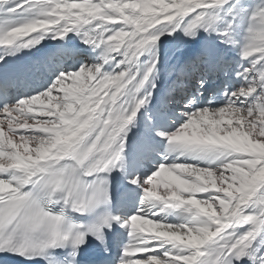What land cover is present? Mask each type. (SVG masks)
Instances as JSON below:
<instances>
[{
	"label": "snow or ice",
	"instance_id": "obj_1",
	"mask_svg": "<svg viewBox=\"0 0 264 264\" xmlns=\"http://www.w3.org/2000/svg\"><path fill=\"white\" fill-rule=\"evenodd\" d=\"M221 12L230 17L222 27ZM244 16L238 42L233 26ZM200 30L219 42L190 47ZM49 34H74L96 56L89 63L57 46L13 73L23 79L54 64L46 89L0 99V264H264V0H0V61ZM71 56L80 66L65 71ZM162 69L170 81L160 106L179 94L186 117L173 131L157 130L167 138L164 158L217 163L162 162L129 178L141 190L134 210H113L109 174L125 169L129 125ZM166 210L181 222L157 218Z\"/></svg>",
	"mask_w": 264,
	"mask_h": 264
},
{
	"label": "bare ground",
	"instance_id": "obj_2",
	"mask_svg": "<svg viewBox=\"0 0 264 264\" xmlns=\"http://www.w3.org/2000/svg\"><path fill=\"white\" fill-rule=\"evenodd\" d=\"M224 15L225 13L221 12V16ZM201 31L202 30H200L199 35L196 38L197 45H199V43L205 39V37L203 36V32ZM69 35L73 37L70 41L67 39L61 41L51 39V34H49L41 43L42 55L56 48L57 46L65 45L70 50L78 51L79 48L84 50L82 53L83 58L87 59L88 62L91 63L92 59L95 58L96 53L92 52L88 46L82 45L81 40L78 37L74 36V34ZM210 37L211 41L216 42L214 40L215 33H213ZM86 51H88V53L85 54ZM231 52L232 51H230L229 54ZM146 58L147 53L144 57H142V59ZM63 61L64 62L62 63V66L65 71L69 69H78L81 63L80 57L78 56L75 57V61L72 65L69 64L71 62V59L69 58L67 60L65 58ZM49 65L55 67L54 64ZM17 66H19V62L15 59V56H5V59L3 61H0V73L5 72L9 68ZM157 76V88L156 90H154V94L151 99V101L155 100V102L153 104H150V101L145 106H142V108L138 111V115L134 119L133 123L129 125V130L127 132V144L125 148V169L123 171H120L118 188H121V193L118 196L115 210L117 208H119L121 211L135 209V206L138 203L141 195V190L136 185H133L132 188L128 187L127 184L129 183V178L137 174L146 177L154 172L162 162H184L202 167H214L217 163V161H213L208 158H202L200 156L188 153H186L185 155H180L178 152L168 153L167 159L164 158L165 149L167 147V138L157 135V130L173 131L186 119V117H184L179 111V109L182 107V105L179 103L181 97L179 94H177L176 103H173L166 108H162L160 106L162 93L167 87L170 78L167 76L166 72L163 69L160 73L157 74ZM224 80L225 78L223 75L217 78H213L209 82V90L211 91L218 88ZM235 82L237 83V81ZM196 86L197 85L195 77L187 82L188 89L193 93H195ZM209 98L210 92H206L200 99L202 101H207ZM214 103H222V100L218 94L215 97ZM185 111H187V109H185ZM37 118H39V115ZM157 218H165L166 222L170 223H179L182 220V217L178 214L177 211L174 210H166L165 212H161L159 217ZM261 247H264V245H261Z\"/></svg>",
	"mask_w": 264,
	"mask_h": 264
},
{
	"label": "rangeland",
	"instance_id": "obj_3",
	"mask_svg": "<svg viewBox=\"0 0 264 264\" xmlns=\"http://www.w3.org/2000/svg\"><path fill=\"white\" fill-rule=\"evenodd\" d=\"M245 2L247 3V4H249V5H252V6H254L255 4H257V3H259L260 2V0H245ZM251 9H249V11H250ZM222 17H224V19H222V20H218L217 22H216V24L218 25V26H223L226 22H227V20L230 18V17H228V16H226V15H224V16H222ZM243 20H244V24L243 25H234L233 26V38L235 39V40H237L238 42L239 41H242L243 40V37H244V28L246 27V24H247V16H244L243 17ZM246 22V23H245ZM237 28V29H236ZM201 32H203V31H201ZM203 36L205 37V39H209V40H211V37L208 35V34H206V33H204L203 32ZM162 39H164L165 41L166 40H169V39H172V37H164V38H162ZM214 40L218 43L219 41H218V38H217V35L215 34V37H214ZM198 45L196 44V41L195 42H193L191 45H190V47H197ZM239 46V44H237V47ZM224 48H226V49H232L233 48V46L232 45H224L223 46ZM78 51H81V53L84 51V50H82L81 48H79V50ZM230 52V51H229ZM229 52H228V55L229 56H234L235 55V52L234 51H232L230 54H229ZM148 55V54H147ZM225 78V77H224ZM226 79V78H225ZM238 83H240V81L239 80H237V84ZM180 99H182V97H180Z\"/></svg>",
	"mask_w": 264,
	"mask_h": 264
}]
</instances>
